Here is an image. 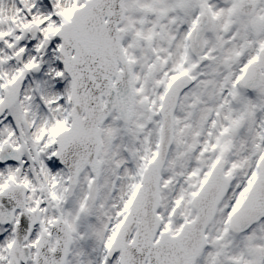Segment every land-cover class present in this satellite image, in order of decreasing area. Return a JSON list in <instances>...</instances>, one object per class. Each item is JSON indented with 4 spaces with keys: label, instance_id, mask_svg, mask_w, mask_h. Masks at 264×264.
<instances>
[{
    "label": "snow or ice",
    "instance_id": "obj_1",
    "mask_svg": "<svg viewBox=\"0 0 264 264\" xmlns=\"http://www.w3.org/2000/svg\"><path fill=\"white\" fill-rule=\"evenodd\" d=\"M0 264H264V0H0Z\"/></svg>",
    "mask_w": 264,
    "mask_h": 264
}]
</instances>
